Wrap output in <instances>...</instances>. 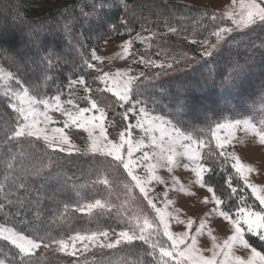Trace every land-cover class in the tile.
<instances>
[{"label": "trees", "instance_id": "1", "mask_svg": "<svg viewBox=\"0 0 264 264\" xmlns=\"http://www.w3.org/2000/svg\"><path fill=\"white\" fill-rule=\"evenodd\" d=\"M222 24L209 7L190 0H0V64L35 97L84 102L82 95L71 93L80 80L95 77L93 50L112 36L153 32L146 47L139 42L134 47L146 56H166L172 66L149 69L132 84L131 97L202 142L203 184L215 188L223 200L221 210L235 218L241 207L260 213L264 208L216 147L212 132L218 121L243 119L264 131V21L232 29L210 56L192 48ZM29 32L39 36L38 46L29 42ZM42 56L51 61L50 68ZM93 95L103 105L108 136L116 139L128 122L123 107L110 92ZM206 108L210 111L199 113ZM15 116L0 91V223L29 236L35 231L64 240L78 233L126 229V217L113 201L119 185L128 184L133 197L144 200L122 163L91 151L69 155L42 139L16 135ZM101 200L110 202L111 210L81 211L83 204ZM244 239L264 253V240L247 231ZM149 250L139 240L85 255L59 252L53 245L25 257V264H154L159 252L149 256ZM18 256L0 237V262L20 264Z\"/></svg>", "mask_w": 264, "mask_h": 264}, {"label": "rangeland", "instance_id": "2", "mask_svg": "<svg viewBox=\"0 0 264 264\" xmlns=\"http://www.w3.org/2000/svg\"><path fill=\"white\" fill-rule=\"evenodd\" d=\"M190 1L209 7L223 22L222 26L205 39L209 41L208 45H205V40L192 45L201 55H204L207 47L216 43L214 33L225 35L229 30L240 29L236 23L240 17L235 15V9L253 3V0ZM259 4L264 5V0H259ZM137 34L139 39L136 38ZM152 35L153 32L142 31L135 35L112 36L94 50L99 57L95 60L92 58L91 67L95 70V77L91 81L80 80L73 86L74 91L71 93L73 96L82 95L84 102L76 97H35L1 64L0 91L3 95H8L6 97L10 104L24 110L25 115H35L38 120L50 117L54 122L48 124V130L60 129L70 137L71 144L78 151H91V137L85 129L94 126L91 135L101 137V147L105 149L96 152L112 155L122 162L132 184L140 193L137 182H144V202L133 197L128 184H120L116 199L113 197V201L119 204L123 217H126L127 228L147 230L152 241L157 242L160 248L170 251L171 255L167 260L176 263L179 254L186 253L187 259L183 264H189V261L192 264H223L232 257L234 259L231 264H264V257L244 239V231L249 232L250 228L264 231L261 213L241 207L235 218H232L222 212L214 202L216 195L208 191L206 186L197 185V174L206 171L201 159L202 142L175 127L166 117L154 112L143 102L131 97L132 84L136 79L145 77L149 69L172 66L170 58L162 55L146 56L134 47V42H139L142 48L146 47ZM126 40H132L130 49L122 48ZM99 90L113 94L128 119L126 127L116 139L108 136L103 105L93 95ZM60 108L64 111H60ZM198 110L200 114L210 111L208 108ZM70 112L78 113L76 119H70ZM230 122L232 127L225 129L219 140L214 126L212 137L215 145L231 162L243 183L247 181V185L258 197H255L256 200L264 208V194L261 193V189H264V131L248 119ZM21 123L24 121L21 120ZM53 143H59L62 149L70 147L64 142L54 140ZM205 197L208 199L207 203L204 202ZM193 221L192 227H187ZM0 225L10 227L2 223ZM118 231L120 230L115 232ZM166 231L171 232L175 239L166 235ZM115 232L106 240L101 238L102 242H113ZM88 234L91 232L81 235ZM65 241H69V238ZM86 243L87 249L84 242H76L75 255H85L105 248L100 242ZM72 250L70 244L69 251Z\"/></svg>", "mask_w": 264, "mask_h": 264}, {"label": "snow or ice", "instance_id": "3", "mask_svg": "<svg viewBox=\"0 0 264 264\" xmlns=\"http://www.w3.org/2000/svg\"><path fill=\"white\" fill-rule=\"evenodd\" d=\"M123 2V0H121ZM247 9V10H245ZM231 14V13H230ZM235 15H238L240 17L239 20L236 21L237 25L241 29H245L248 26L256 23L259 21H264V5L259 4V0H253V3L251 5L247 6H241L237 7L235 9ZM126 26V25H125ZM130 31V29H129ZM231 31V30H229ZM29 37V42L33 45H39V36H35L33 32L27 33ZM216 38V43H212L210 47H207V49L204 51L205 56H210L212 54V50L218 48L221 41L224 40L225 35L217 32L214 33ZM137 39H139V34H137ZM205 45L209 44L208 40L204 41ZM132 46V40H126L124 41L122 48L127 47L130 49ZM264 46V45H261ZM92 58L99 59V57L96 55L95 51L92 52ZM13 61L16 62L15 54H13ZM25 63H27V58H24ZM41 62H43L46 66L49 68L52 66L51 61L48 59L47 56H42ZM87 63V62H86ZM6 96H8L6 94ZM51 100V99H49ZM95 103V102H93ZM59 107V106H57ZM11 108L14 109L16 116L15 120L13 121L15 123L16 128V135L23 136L25 133L28 136L35 137L38 139H43L45 143L48 144L50 148L58 149L59 151H66L69 155L72 154L73 150L78 151L75 145L71 144V139L68 137L64 132H62L58 128H53L51 131L48 130V124L50 122H54L51 120L50 117L44 119V120H38L36 119L35 115H25L24 110L18 109L14 104H11ZM60 111H64L62 108L59 109ZM93 112L96 111V109H90ZM95 110V111H94ZM17 112L20 114L17 115ZM78 113H69L70 119H76ZM85 115H87V112H85ZM21 120L24 121V123H21ZM94 126H88L85 130L88 131L90 137H91V146L90 150L93 152H96L98 150H105L101 146L103 144V140L101 137L93 136L91 135L92 129ZM232 123L230 121H226L224 123H221L220 121L215 123V131L217 139L219 140L221 138L222 133L225 129L231 128ZM58 142H64L68 143L70 147L68 149H62L59 146V143H53V141ZM225 140H227V137H225ZM239 167V166H237ZM210 171V169H208ZM198 179H197V185L199 186H206L207 190L215 193V188L211 185H204L203 184V175L204 173H198ZM229 185H231V177L226 178ZM138 186L141 190V195H146V191L144 188V182L138 180ZM245 184H247V181H245ZM136 186H134L135 188ZM233 193H235L236 189H232ZM261 193L264 194V189H261ZM243 200H246V197L242 198ZM204 202L207 203L208 199L207 197L204 198ZM214 202L217 204V206H222L223 200L219 198L214 197ZM76 207V206H75ZM113 206L108 201H98V202H88L86 204H83V207L81 209L82 212L87 210V214H92L94 210L96 209H105V210H111ZM41 214L37 212L36 218L39 219ZM261 218L264 219V211L261 212ZM192 223H189L187 227L191 228ZM227 228V225L224 226ZM251 234V236L256 237L257 239L264 240V231H260L256 228H250L248 230ZM113 234L112 230H102V231H93L91 234L88 235H81L77 234L75 236H72L69 238V241H65L64 239H57L54 236H52L50 233L45 234L44 236H40L38 233L33 231V235L29 236L24 232L17 231V229L13 227H7L4 225H0V237H2L4 240L8 241L9 244L17 249L19 252V261L20 264H25V257L28 256H34L36 251L38 249L44 248L48 249L55 245V250L59 252H67L69 255H75V244L77 241L84 242V247L87 249L88 244L86 242H100L102 247L114 249L117 245H121L122 243H127L128 245H131L133 241H142L144 244L149 245L150 250L148 251L147 255L149 256H156L157 252H159V258L158 260L154 261V264H167V257L171 255L170 251L166 248H160L158 246L157 242L152 241L150 238L149 232L142 228L132 229V228H126L121 229L118 232H115V239L113 242L104 244L102 242L103 238L104 240L108 239L109 236ZM168 235L171 239H175L174 235L171 232L165 233ZM238 236L240 234H237ZM71 244L72 251H69V245ZM179 253V249H177ZM243 252L244 250L241 249ZM144 254V253H143ZM246 255V253H245ZM262 256H264V253H261ZM187 259L186 253H180L179 258L176 260V264H183V261ZM234 259V257L230 259H226L223 264H231V260ZM189 264H192L191 261H189ZM250 264H255V262H250Z\"/></svg>", "mask_w": 264, "mask_h": 264}, {"label": "crops", "instance_id": "4", "mask_svg": "<svg viewBox=\"0 0 264 264\" xmlns=\"http://www.w3.org/2000/svg\"><path fill=\"white\" fill-rule=\"evenodd\" d=\"M91 152H93V151H91ZM97 153H99V152H97ZM101 154H105V153H101ZM105 155H109V154H105ZM109 156H111V157H113L112 155H109ZM114 158V157H113ZM114 159H117V158H114ZM122 163V162H121ZM123 165V164H122ZM124 167V166H123ZM247 185V184H246ZM247 187L249 188V190L251 191V193L254 195V193L252 192V190H251V188H250V186L249 185H247ZM254 197H256L255 195H254ZM256 198H258V197H256ZM221 209V208H220ZM222 211V210H221ZM223 212V211H222ZM262 256V255H261ZM263 257V256H262Z\"/></svg>", "mask_w": 264, "mask_h": 264}]
</instances>
